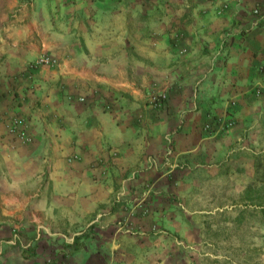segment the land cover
Listing matches in <instances>:
<instances>
[{
	"label": "crops",
	"instance_id": "crops-1",
	"mask_svg": "<svg viewBox=\"0 0 264 264\" xmlns=\"http://www.w3.org/2000/svg\"><path fill=\"white\" fill-rule=\"evenodd\" d=\"M227 207L264 245V0H0V264H192Z\"/></svg>",
	"mask_w": 264,
	"mask_h": 264
},
{
	"label": "rangeland",
	"instance_id": "rangeland-1",
	"mask_svg": "<svg viewBox=\"0 0 264 264\" xmlns=\"http://www.w3.org/2000/svg\"><path fill=\"white\" fill-rule=\"evenodd\" d=\"M44 57H48L49 62L42 61ZM37 63L54 66L57 62L51 55L43 53L38 57ZM224 199L230 201L231 197L224 193ZM251 209H244L243 212H240L244 217H252V221L248 218L239 226V232L233 231L235 225L232 223L233 210L231 207L218 210L215 217H209L210 223L206 237L192 240L193 245L195 244L197 247L193 249L192 264H264V245L261 243L263 240L247 238L250 226L257 225L258 227L255 217L263 216L262 213L253 212L255 208ZM260 227L263 230V226ZM193 229L199 230L200 224H193ZM253 241L259 245H256L255 249L248 248ZM205 251H209V254L205 255Z\"/></svg>",
	"mask_w": 264,
	"mask_h": 264
},
{
	"label": "built area",
	"instance_id": "built-area-1",
	"mask_svg": "<svg viewBox=\"0 0 264 264\" xmlns=\"http://www.w3.org/2000/svg\"><path fill=\"white\" fill-rule=\"evenodd\" d=\"M259 12H260L259 8L254 9V14L258 15ZM254 23L258 24V21H255ZM42 61L49 62V58L44 57V58H42ZM167 96H168V94H167V91L165 89L161 90L159 92L153 93L152 99H151V104H153L154 106L163 107L167 102ZM80 99L83 101V100H85V97H81ZM119 223H121L122 225L124 224V222H119Z\"/></svg>",
	"mask_w": 264,
	"mask_h": 264
},
{
	"label": "trees",
	"instance_id": "trees-1",
	"mask_svg": "<svg viewBox=\"0 0 264 264\" xmlns=\"http://www.w3.org/2000/svg\"><path fill=\"white\" fill-rule=\"evenodd\" d=\"M239 215H242V214H239Z\"/></svg>",
	"mask_w": 264,
	"mask_h": 264
}]
</instances>
